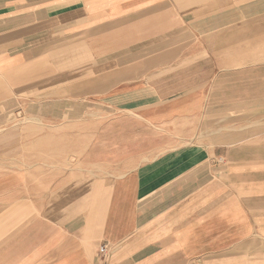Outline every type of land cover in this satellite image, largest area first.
<instances>
[{
    "label": "crops",
    "instance_id": "obj_1",
    "mask_svg": "<svg viewBox=\"0 0 264 264\" xmlns=\"http://www.w3.org/2000/svg\"><path fill=\"white\" fill-rule=\"evenodd\" d=\"M0 264H264V0H0Z\"/></svg>",
    "mask_w": 264,
    "mask_h": 264
},
{
    "label": "built area",
    "instance_id": "obj_2",
    "mask_svg": "<svg viewBox=\"0 0 264 264\" xmlns=\"http://www.w3.org/2000/svg\"><path fill=\"white\" fill-rule=\"evenodd\" d=\"M108 253H109V248H108L107 245H104V246H102V247L99 249V255H100L101 257H103L104 259L107 258Z\"/></svg>",
    "mask_w": 264,
    "mask_h": 264
},
{
    "label": "rangeland",
    "instance_id": "obj_3",
    "mask_svg": "<svg viewBox=\"0 0 264 264\" xmlns=\"http://www.w3.org/2000/svg\"><path fill=\"white\" fill-rule=\"evenodd\" d=\"M14 115H12V116H7V122H5V123H11L12 122V120H14ZM16 119V118H15ZM3 122H4V119H3Z\"/></svg>",
    "mask_w": 264,
    "mask_h": 264
}]
</instances>
